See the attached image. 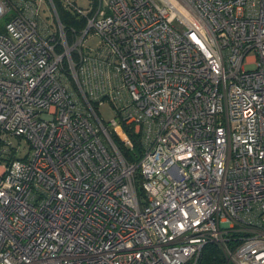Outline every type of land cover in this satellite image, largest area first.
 Masks as SVG:
<instances>
[{"label": "built area", "instance_id": "1", "mask_svg": "<svg viewBox=\"0 0 264 264\" xmlns=\"http://www.w3.org/2000/svg\"><path fill=\"white\" fill-rule=\"evenodd\" d=\"M63 1L0 0V264H264V0Z\"/></svg>", "mask_w": 264, "mask_h": 264}, {"label": "trees", "instance_id": "2", "mask_svg": "<svg viewBox=\"0 0 264 264\" xmlns=\"http://www.w3.org/2000/svg\"><path fill=\"white\" fill-rule=\"evenodd\" d=\"M56 10L58 12L60 21L63 25L64 31L67 34L69 44L73 42V36L77 33H81L87 25V19L73 8H67L63 0H53ZM58 52L62 53V47H58ZM75 60V56H73ZM65 66L67 67V61H65ZM132 139L134 140V149L126 147L118 138L113 136V140L118 147L121 155L128 164L137 165L139 162V157L141 154V148L138 143V139L132 134L129 133ZM138 194L142 193L138 184H136ZM228 246L231 250H235L237 245L236 243H228ZM197 264H231L228 260L225 248L219 244H209L207 245L200 256V259Z\"/></svg>", "mask_w": 264, "mask_h": 264}, {"label": "rangeland", "instance_id": "3", "mask_svg": "<svg viewBox=\"0 0 264 264\" xmlns=\"http://www.w3.org/2000/svg\"><path fill=\"white\" fill-rule=\"evenodd\" d=\"M40 5V22L44 23L48 29L54 34L59 31L58 21L55 19V13L52 8L50 0H35ZM78 8L88 12L92 9V0H72ZM67 35V34H66ZM102 38L94 33H89L84 40V49L87 53H93L101 47ZM255 52L250 53V58L255 56ZM97 113L104 124H110L116 118V112L110 101H104L101 106L98 107ZM13 146L28 151V145L23 141H20L15 137H9Z\"/></svg>", "mask_w": 264, "mask_h": 264}]
</instances>
